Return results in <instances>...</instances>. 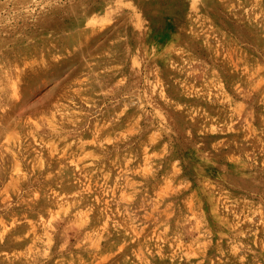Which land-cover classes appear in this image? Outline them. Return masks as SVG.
Returning a JSON list of instances; mask_svg holds the SVG:
<instances>
[{
  "label": "rangeland",
  "instance_id": "374dc122",
  "mask_svg": "<svg viewBox=\"0 0 264 264\" xmlns=\"http://www.w3.org/2000/svg\"><path fill=\"white\" fill-rule=\"evenodd\" d=\"M246 3L13 0L0 264H264V22ZM124 9L135 35H105Z\"/></svg>",
  "mask_w": 264,
  "mask_h": 264
},
{
  "label": "clouds",
  "instance_id": "9594fccd",
  "mask_svg": "<svg viewBox=\"0 0 264 264\" xmlns=\"http://www.w3.org/2000/svg\"><path fill=\"white\" fill-rule=\"evenodd\" d=\"M83 2L87 4L89 3V0H83ZM248 2L251 3L252 7H248L246 3V4L241 5V8H246L247 11L250 13L252 12L253 8H255L256 11L259 12V19H261V21L264 22V0H248ZM105 3L107 5L114 6L113 0H105ZM134 3L136 7L140 8L138 5V0H134ZM14 7H18V5H14L13 0H0V9L3 10L2 12H0V14L12 13V10ZM128 7H131V4H129ZM140 10L143 12L141 8ZM146 21H147L146 27L148 31L145 33V36L147 37V42L155 45L158 50H162L168 44L169 40L163 45H161L158 42L151 41L149 38L152 35L153 27L150 26L149 19L146 18ZM90 23L91 22L86 18L84 22V27L85 28L90 27ZM125 26L128 29L129 35L134 36L135 33L133 32L132 26L129 24V14L127 12V9L122 10L121 13L117 17H115L114 23L112 24L110 28H108L107 33H105V35H107L108 33H113L114 31H119L120 33H123ZM184 26H186V22ZM177 33H179L182 37L181 42H183L184 39H187V37H185L184 34L180 32V30L177 31L175 34ZM173 36L171 37V39L173 38Z\"/></svg>",
  "mask_w": 264,
  "mask_h": 264
}]
</instances>
